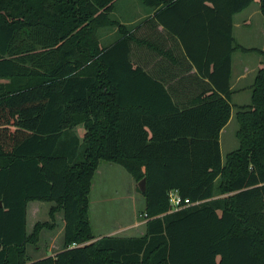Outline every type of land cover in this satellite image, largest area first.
Masks as SVG:
<instances>
[{
	"label": "trees",
	"instance_id": "16d2710c",
	"mask_svg": "<svg viewBox=\"0 0 264 264\" xmlns=\"http://www.w3.org/2000/svg\"><path fill=\"white\" fill-rule=\"evenodd\" d=\"M200 1L212 3L204 4L210 37L189 58L203 82L179 101L132 61L131 41H147L125 34L115 0H0V264H264V48L233 35V15L253 0ZM115 25L118 37L100 41L101 28ZM235 50L262 55L244 103L232 102ZM233 107L238 145L222 157ZM100 160L145 177L142 233H93ZM171 190L190 202L173 209ZM30 200L51 203L48 219L28 230ZM56 212L59 248L31 257L28 245L53 228Z\"/></svg>",
	"mask_w": 264,
	"mask_h": 264
},
{
	"label": "crops",
	"instance_id": "0c3cea01",
	"mask_svg": "<svg viewBox=\"0 0 264 264\" xmlns=\"http://www.w3.org/2000/svg\"><path fill=\"white\" fill-rule=\"evenodd\" d=\"M204 4L212 5L210 1L184 0L173 8H164V4L151 7L141 0H115L111 11L112 16L125 25V34H131L133 38L147 41L140 43L135 40L131 41L132 61L162 79L170 89L175 88L178 94L174 98L179 101L186 100L190 92L194 93L197 91L198 83L203 82L199 77L194 76L196 68L191 62L189 55L204 54L206 47L203 46L202 41L204 43L205 36L210 37L208 28L206 29L205 27L210 22L204 15ZM237 13L233 15V35ZM210 32L212 36V29ZM118 35L116 25L107 28L103 27L101 28L99 40L106 44L111 43ZM214 36L218 37L217 31ZM234 37L236 39L235 35ZM185 42L190 45V52L186 48ZM235 51L232 53L231 61V87H234L236 83L245 78L250 70L249 64H244L243 67H240L241 69L237 70L236 76L232 79V67L235 64L233 55ZM261 64L262 60H259L257 62L258 67ZM76 130L81 134L82 128L80 126H77ZM31 207L34 208L33 212L36 213L37 203L32 202ZM144 221L143 218L141 220L137 219L134 213L128 226H121L118 229L111 227L96 236L119 234V229L123 228L132 227L137 230V226H140L139 232L142 233L144 231Z\"/></svg>",
	"mask_w": 264,
	"mask_h": 264
},
{
	"label": "rangeland",
	"instance_id": "374dc122",
	"mask_svg": "<svg viewBox=\"0 0 264 264\" xmlns=\"http://www.w3.org/2000/svg\"><path fill=\"white\" fill-rule=\"evenodd\" d=\"M234 35L236 40L246 47L264 48L263 16L257 0H253L246 8L236 14ZM234 59L232 79L236 76L237 70L244 64L248 63L250 70L247 76L233 87L232 102H248L250 85L258 68L257 62L262 60V55L256 50H236L233 55ZM234 111L235 108L233 107L229 120L220 132L222 157L238 145L235 134L238 123ZM132 177L121 164L100 160L89 193V218L95 235L111 227L118 229L121 226H128L134 213L137 219H142L139 212L144 206V198L137 187L138 181ZM32 202L37 203L36 213L31 207ZM50 203V201H28L25 217L26 229L29 230L35 220L48 219L47 208ZM55 221L57 223L53 228L43 229L40 232L36 247L28 245L27 252L31 257L48 255L59 248L63 225L59 212L55 213ZM119 230V234H133L140 231V226H137V230L132 227Z\"/></svg>",
	"mask_w": 264,
	"mask_h": 264
},
{
	"label": "built area",
	"instance_id": "2783aa9c",
	"mask_svg": "<svg viewBox=\"0 0 264 264\" xmlns=\"http://www.w3.org/2000/svg\"><path fill=\"white\" fill-rule=\"evenodd\" d=\"M169 198L173 209L180 207L182 204H186L190 202L187 197L182 198L181 195L176 190H171L169 192Z\"/></svg>",
	"mask_w": 264,
	"mask_h": 264
},
{
	"label": "water",
	"instance_id": "95a60500",
	"mask_svg": "<svg viewBox=\"0 0 264 264\" xmlns=\"http://www.w3.org/2000/svg\"><path fill=\"white\" fill-rule=\"evenodd\" d=\"M138 185L140 187V189L143 191L145 189V177H142L139 181H138Z\"/></svg>",
	"mask_w": 264,
	"mask_h": 264
}]
</instances>
